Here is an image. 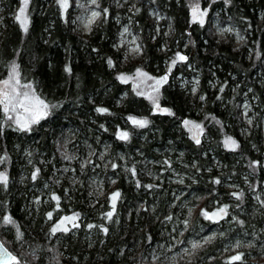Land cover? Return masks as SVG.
<instances>
[{
	"label": "trees",
	"instance_id": "1",
	"mask_svg": "<svg viewBox=\"0 0 264 264\" xmlns=\"http://www.w3.org/2000/svg\"><path fill=\"white\" fill-rule=\"evenodd\" d=\"M54 1L30 0L25 30L10 18L18 0H0V81L6 79L10 64L16 61L22 81L31 84L38 97L51 105L49 115L27 130L7 125L0 104V174L7 178L6 183L0 181V239L16 257L12 264H149L143 261L148 255L147 244H161L176 218L171 186L165 182L157 188L152 172L159 167L164 171L172 165L177 168L175 152L182 156L184 165L195 167L187 168L196 179L189 189L196 196H208L205 212L227 209L228 219L237 203L244 210L236 215V230L251 225L264 237L262 136L260 132L253 136L250 140L255 145L251 146L238 134V109L245 86L252 81L255 93L263 95L264 91V0H228L226 9L254 34L240 47L216 35L210 23L201 27L193 22L188 0H138L130 4L100 0L101 18L88 35L77 25L84 9L70 13L71 8L64 11ZM201 2L205 9L210 5L209 0ZM134 3L137 9L133 14ZM222 6H211V18ZM155 11L164 18L159 36V23L150 14ZM124 25L139 37L141 67L151 76L167 78L157 107L136 94L131 82L120 78L119 65L113 62L121 57L115 47ZM253 40L259 44V60L254 66L246 62ZM180 56L186 59L180 60ZM191 70L199 81L195 93L191 85L179 83L180 76L190 78ZM254 74H259L263 84H257ZM215 81L225 86L221 95ZM234 87L238 88L235 96L231 94ZM263 101L261 97L260 103ZM134 120L145 123L141 126ZM125 121L131 122L130 126L124 125ZM201 121L208 144L193 138L195 123ZM120 133H127L128 138L122 139ZM221 134L236 146L228 147ZM103 144L110 145L112 162L98 177L107 184L111 177L117 178L119 196L115 205L94 207L95 187L88 177L92 169L81 170L78 162L90 150L100 151ZM120 156L128 158L126 173ZM95 160L83 163L93 161L94 165ZM133 163L137 166L131 176ZM178 169L186 174L183 168ZM164 173H160L163 180ZM227 177L238 184L232 192L224 187ZM248 189H252L251 194ZM49 191L54 196L47 198ZM253 209L257 210L255 217ZM69 213L77 220L68 221L67 231L59 228L53 233L56 221L71 217ZM208 217L202 219L207 230L227 220L214 223ZM224 260L231 264L228 258Z\"/></svg>",
	"mask_w": 264,
	"mask_h": 264
},
{
	"label": "rangeland",
	"instance_id": "2",
	"mask_svg": "<svg viewBox=\"0 0 264 264\" xmlns=\"http://www.w3.org/2000/svg\"><path fill=\"white\" fill-rule=\"evenodd\" d=\"M131 1L136 2L138 0H124L123 2L125 4H130ZM188 1L191 7V17L193 22L198 23L201 27H204L210 23V29L216 35L231 39L237 47L244 45L248 40L250 41L249 36L252 37L254 35L248 27H242L244 24L238 23L233 18L230 11L226 9L229 7L228 0H209L210 5L207 9L203 8L201 0ZM54 2L59 5V7H62L64 11L65 9L67 10L68 8H71L70 13H76L78 10L84 9L83 14L79 17L77 23L78 28L83 35L90 34L94 25L101 18V10L98 7L100 0H95V3H93V0H67V7H64V0H55ZM23 3L24 0H18L17 4L14 6L13 13L10 15L11 20L22 27H24V25L21 23L23 17L21 19H17V16L20 15V9L23 7ZM217 3H222L223 6L218 8L216 14H214L211 18V6H214ZM29 4L30 0H28V8L25 13L27 17V24L29 22ZM72 4H74V6ZM135 5V3L132 5L131 9L133 10H129L130 13L134 14V10L137 9V5ZM197 6L199 11L204 13L202 17V24L199 22V17L195 20L193 19V9ZM94 12L98 13V15L95 17H93ZM154 13L155 14L150 12L151 17L156 18L157 22L159 23L156 29V34L159 36L163 31L160 22L164 21V18L160 12L155 11ZM262 16L263 11L260 13V20H263ZM72 24H74L73 21ZM258 48L259 44L256 40H253L247 48L246 54L248 56L246 57V62H251L253 66L254 64H257L259 60ZM177 49L178 47L176 50ZM115 50L121 54V57L118 58V60H113L115 64L117 63L119 65L118 72L120 73V78L125 82H131L136 94L146 97L155 107H157V102L159 101L160 97V89L166 82V80L163 78L166 76H151L141 67L139 57L142 55L143 49L138 35L135 33V31H132L128 25L123 26L119 37V44H117ZM168 64L166 66H168ZM13 68H15V73H13ZM253 68L255 69V67ZM167 69L169 70V67H167ZM191 71L192 75H190V78H186V76H180L179 83L182 86L191 85L193 92L195 93L198 88L199 81L198 77L194 76V71ZM253 76V78L258 79V85L263 84L259 78V74H254ZM262 78L264 77L262 76L261 79ZM5 81H8V84H5ZM215 82L218 83V86L221 88L219 91V95H221L225 90V86H221L219 81ZM252 84L253 82L251 81V85H246L245 88H247V91H245L240 96L241 103L238 110L241 123L238 128V134L242 139L249 140L250 145L253 146L255 145V141L251 142L254 140L253 136L259 135L260 132L262 136L261 147L264 149V101L260 103L261 97H264V91L263 95L259 94V91L255 93ZM237 89L238 88L236 87L232 89L231 94L233 96L237 94ZM13 90H15V92ZM25 92H27L29 95V100L25 101V104L30 110L25 111L24 108L16 106L15 110H10L7 113L5 112V122L7 125L28 130L33 128L38 121L49 115L51 112V105L38 97L31 84L24 83L22 81L19 65L16 61H13L9 66V72L6 79L0 81V98H3L4 93H8L10 97H15L12 103L16 104L17 100L23 98L22 94ZM16 93H20L21 95L17 96ZM126 97L127 95L125 94L122 96V99L125 100ZM37 99L42 100L44 104L48 106L47 109H44L42 106L36 104ZM122 99L119 101L121 102ZM251 99L254 100L253 104L250 103ZM1 105L3 108L5 107L4 104ZM11 107L12 105H9V108ZM202 111L203 110H201V112ZM9 117H12V119H9ZM17 120L20 121V124H17ZM203 122L204 121L195 123L194 129H198L200 132V139L198 140L199 143L206 140L205 143L208 144L209 137L206 139L207 136ZM130 124L131 122H124V125L130 126ZM21 125L26 126L22 127ZM119 129L121 130V127H119ZM119 129H117L118 133L121 132ZM226 140H229V137L224 134L222 137V142L225 143ZM226 145L233 148V146L230 144ZM258 151L259 149L257 150V153ZM98 152H100V155L97 154ZM97 155L98 157H96ZM170 155H174V153H170ZM86 156L87 157L82 159L89 160L96 158L94 165H91L93 161H86V163H83L84 161L81 160L78 162L80 163L79 165L81 170H84V167H89L92 169V173L88 177L90 178L89 184L95 187V195L92 198L93 206L95 207L101 205V207H103L106 203H108L110 206L115 205L117 197L115 201H113V196L115 193H119V190H116L119 184L118 179L111 177L112 179L109 181V184H107L104 180L99 179L98 177L101 174V170L112 162L110 145L103 144V147L100 151L96 149L94 151L90 150V153H88ZM175 156V159L178 162L176 165L177 168L172 165L170 169L164 171L163 168L159 167L152 172L153 176L151 178H153L152 180L156 183L157 188L162 187V184L165 182H167V185L169 184L168 186H171L173 192L171 200L173 208L172 211H175L176 218L171 224H169V230L165 233L161 244H147L145 249L148 255L145 254V256H143V261L149 264H226L227 261L224 259L228 258V261L231 264H264V237H260L259 232L257 233L256 231L257 229L254 227H249L251 226L249 224L248 227H241L240 229L236 230V215H240L244 210V208L237 203L234 204L235 212L236 210L237 212L232 213L225 223H221L219 226H216L211 230H207L203 226L202 219L205 216L204 213L206 211L204 204L208 196H196V193L189 189L194 184H196L194 183L196 180L195 175L189 171L190 169L194 170L195 167L184 165L182 163V156L176 152ZM127 159L128 158H126V156H120V166L124 170V173H126L127 169L129 168ZM168 161L172 162L171 159H168ZM148 163L149 162L147 161L144 165ZM135 166H137V164L133 163L131 176H134L133 167ZM97 168H99L100 171ZM178 168H183L186 174L179 173ZM162 172H165L163 175L165 176L164 180L160 176V173ZM74 180L75 178H72V181ZM126 182H129L127 177ZM223 183L224 187L227 188V191L232 192V190L237 189L238 184L235 182V180H231L227 177ZM248 185V183H245V186ZM251 190L252 189H248L247 192L251 194ZM53 194L54 193L52 191H49V194H47L46 197L49 198L50 195L54 196ZM252 194L254 203L258 204V198L256 194ZM229 201L232 200L229 199ZM208 206L209 208L212 207L210 204H208ZM253 210L255 211L253 213V217H255V214L257 215V210ZM209 213L210 212L207 213L208 216ZM69 215H72L69 217L70 219H65L62 217L59 218L56 221L55 228L59 226L61 229H68V223L73 222V220H77L74 214L69 213ZM199 219H201V221L200 223H197ZM62 221L63 223H61ZM262 227L264 229V220ZM214 246H218L216 250H213L215 248ZM205 251H209V254L206 255ZM236 256H240L241 258L239 260L233 259ZM240 261H243L244 263H240Z\"/></svg>",
	"mask_w": 264,
	"mask_h": 264
},
{
	"label": "snow or ice",
	"instance_id": "3",
	"mask_svg": "<svg viewBox=\"0 0 264 264\" xmlns=\"http://www.w3.org/2000/svg\"><path fill=\"white\" fill-rule=\"evenodd\" d=\"M93 3H95V0H93ZM64 7H67V0H64ZM27 8H28V0H24L23 7L20 9V15L17 16V19H21L23 17V19L21 20V23L24 25L25 30H27V17L25 15ZM97 15H98V13H95V12L93 13V17H95ZM203 15H204V13H202V12L199 11L198 6L193 9V19L195 20V19H197L199 17V22L201 24L203 23V19H202ZM179 59L180 60H185L186 57L180 56ZM13 73H15V68H13ZM163 79L166 80L167 78L164 77ZM4 83L5 84H8V81H5ZM13 91L15 92V90H13ZM16 95L19 96L21 94L20 93H16ZM22 96H23L22 99L17 100L16 104H13L12 101H13V99L15 97H10L8 93H4L3 94V98H0V104H4L5 105L4 111L7 113L10 110H15V107L16 106H19L21 108H24L25 111H29L30 109L25 104V101H28L29 100V95H28L27 92H25V93L22 94ZM36 104L42 106L44 109H47V107H48L47 105L44 104V102L42 100H38L37 99L36 100ZM9 105H12V107L9 108ZM98 111L103 112V111H106V110L105 109H98ZM9 119H12V117H9ZM133 122L136 123V124H139L141 126H143L144 123H145V121H136V120H134ZM17 124H20V121L19 120H17ZM21 126L24 127L26 125H21ZM120 136H121L122 139H127L128 138L127 133H121ZM225 143L226 144H230L233 147L236 146L235 145V141H232L231 139L226 140ZM6 180H7L6 176H4L3 174H0V181L6 183ZM217 182H219V181H217ZM118 196H119V193H115L114 196H113V201H115L116 197H118ZM220 211L221 212H225L226 209H221ZM204 215L205 216H208V214L206 212L204 213ZM213 215H217V214H213ZM108 216L110 218L111 217V213H109ZM208 218L211 219L212 217H208ZM65 219H70V218H67L66 217ZM8 222L9 223L12 222L10 218H8ZM61 223H63V221ZM57 230H59V226H57V228H54L53 229V232H55ZM63 230L64 231H67L66 228L63 229ZM105 231H106V229H105ZM240 258H241L240 256H236L233 259L239 260Z\"/></svg>",
	"mask_w": 264,
	"mask_h": 264
},
{
	"label": "water",
	"instance_id": "4",
	"mask_svg": "<svg viewBox=\"0 0 264 264\" xmlns=\"http://www.w3.org/2000/svg\"><path fill=\"white\" fill-rule=\"evenodd\" d=\"M193 138L195 140L200 139V132L198 129H193ZM221 209H217L210 213L209 217H212L210 220L214 223H221L225 221L228 217V211L221 212ZM217 214V215H213ZM16 257L12 252L3 244L0 239V264H12L15 261Z\"/></svg>",
	"mask_w": 264,
	"mask_h": 264
},
{
	"label": "bare ground",
	"instance_id": "5",
	"mask_svg": "<svg viewBox=\"0 0 264 264\" xmlns=\"http://www.w3.org/2000/svg\"><path fill=\"white\" fill-rule=\"evenodd\" d=\"M89 8V7H88ZM129 37V36H128ZM140 128V127H139ZM227 210V209H226ZM58 211V210H57ZM215 211V210H214ZM228 211V210H227ZM213 212V211H212ZM228 215H229V212H228ZM4 244V243H3ZM5 245V244H4ZM6 246V245H5ZM7 247V246H6ZM13 254V253H12ZM17 259H18V257H17ZM16 260V259H15Z\"/></svg>",
	"mask_w": 264,
	"mask_h": 264
}]
</instances>
